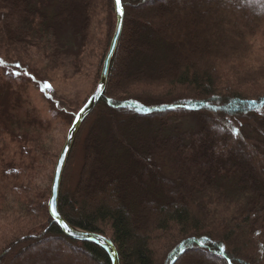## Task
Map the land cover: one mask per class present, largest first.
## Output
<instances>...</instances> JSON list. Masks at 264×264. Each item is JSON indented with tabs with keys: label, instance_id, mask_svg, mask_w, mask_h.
I'll use <instances>...</instances> for the list:
<instances>
[{
	"label": "trees",
	"instance_id": "16d2710c",
	"mask_svg": "<svg viewBox=\"0 0 264 264\" xmlns=\"http://www.w3.org/2000/svg\"><path fill=\"white\" fill-rule=\"evenodd\" d=\"M169 1L121 0V36L75 144L74 183L71 166L63 178L59 214L110 241L119 264H174L190 251L216 264H264V0L262 10L225 0L173 10ZM114 30L113 0H0L1 75L47 82L70 54L96 86ZM9 85L0 91V264L51 242L111 264L51 219L43 161L56 157V117L30 109L26 91ZM101 193L110 201L94 200ZM34 259L21 264L56 262Z\"/></svg>",
	"mask_w": 264,
	"mask_h": 264
},
{
	"label": "rangeland",
	"instance_id": "374dc122",
	"mask_svg": "<svg viewBox=\"0 0 264 264\" xmlns=\"http://www.w3.org/2000/svg\"><path fill=\"white\" fill-rule=\"evenodd\" d=\"M214 1V0H210ZM238 1V2H237ZM261 1L256 2V0H225L226 4L229 3H240L243 5H247L248 7H255L259 10H262V4ZM196 4L199 8H204L202 6L201 2H198V0H174L169 1L168 8L177 10V9H183V6L187 5H194ZM134 7L139 10L143 9H150L151 6L148 4H140L139 2L134 4ZM210 7H213V4L210 5ZM205 11V9H204ZM211 14V13H210ZM101 17V16H100ZM102 29V32L106 29V27H100ZM61 33L64 35L62 36L64 39L66 38V31H61ZM114 34V32H113ZM72 39V48H69L70 53H78L80 50V41L79 38L76 37V35L71 36ZM96 52V50L94 51ZM107 54V53H106ZM94 55V54H93ZM99 55V54H98ZM97 55V52L95 54V57L92 59V61L95 59V62H97L99 56ZM1 53H0V91H5L7 86H10L9 84H12L15 82L16 79L19 80L20 83L14 84L13 86L19 88V90H24L28 94V104L30 106V109L36 110L39 112L45 119L50 118V116L54 115L56 118L53 119V125H58L56 131L54 130V136L58 141V147L55 149V160L54 163H51V166H47V162L43 161V172L48 171L50 172V178L52 181V174L53 169L55 166V162L57 160V157L60 153V150L65 142L67 133L69 129L71 128L70 125V117L71 115L80 108V106L83 104V100L86 99L85 102L88 101L90 96L93 94L96 86V79L94 74L90 72V66L84 70L83 73L75 72V69L73 68L72 62L74 61L73 56L63 55L61 59L60 66L57 67L52 73L49 75L47 82L39 81L32 77L31 75L24 74L17 72L15 70H4L2 74L3 66L1 64ZM11 73L13 76V79L8 78V74ZM5 78V79H1ZM16 78V79H15ZM100 79V75H99ZM99 79L97 83L99 82ZM7 83V84H6ZM9 83V84H8ZM97 85V84H96ZM92 89H94L92 91ZM86 104V103H85ZM84 106L80 108V110ZM79 110V111H80ZM78 111V112H79ZM77 112V114H78ZM92 112V111H91ZM92 113H89L88 116L84 119V121L81 123L79 130L76 134L73 146L71 148V151L69 153L66 165L64 167V171L61 178L59 193L61 190V184L63 182V178L69 171L70 166L72 167V176L70 177V182L73 184L74 179L76 177V173L80 164V146L77 147L75 144L77 143V139L79 138V135L81 133V139L83 138L82 132L83 129H85V126L87 125V120L89 119L90 115ZM71 120V119H70ZM65 124V125H64ZM64 125V128L62 129L61 126ZM183 126L181 127V129ZM185 128V127H184ZM77 147V149H76ZM72 162V164H70ZM50 181V186H51ZM59 198V196H58ZM94 200L98 199H105L110 201V198L106 196V194L101 193L97 197H93ZM37 221L31 223L32 225L36 224ZM145 225L143 223L140 225V228L143 229ZM155 245V244H154ZM49 248V249H48ZM155 251L154 254H159L160 247L158 244L154 247ZM30 253H25L18 255L13 259L11 264H21L26 261H32L34 262V254L40 255L42 259H47L50 262L55 260L54 256L57 258V261L55 264H75L74 260L75 258H80L81 261L84 264H89L88 262V255L84 252H76L74 250H71L70 248L58 243V242H51L47 244H38L36 246H31ZM201 261L205 264H216L215 261L212 259L205 257L203 255H199L198 252L190 251L186 253L185 256H183L181 259L175 261L174 264H185L190 261ZM39 264V263H36ZM98 264H103L102 262H98Z\"/></svg>",
	"mask_w": 264,
	"mask_h": 264
},
{
	"label": "water",
	"instance_id": "95a60500",
	"mask_svg": "<svg viewBox=\"0 0 264 264\" xmlns=\"http://www.w3.org/2000/svg\"><path fill=\"white\" fill-rule=\"evenodd\" d=\"M113 3H114V15H115V30L110 42L108 52L103 60L100 79L96 85L93 94L90 96L84 107L78 112L71 128L67 133L65 142L57 157L52 174L50 195L48 198L47 208L51 219L57 224V226L60 228L64 236H66L71 240L81 241V242H91L100 246L108 254L111 260V264H119L117 252L110 241H108L105 237L101 235L88 233L73 228L63 220V218L61 217L58 211L59 188L69 153L71 151V148L73 146L76 134L79 130L81 123L88 116V114L91 113V111L94 109L96 103L100 99L105 89L109 63L121 36L124 13L121 7V3L119 6L117 5L116 0H113Z\"/></svg>",
	"mask_w": 264,
	"mask_h": 264
},
{
	"label": "snow or ice",
	"instance_id": "6c2138e0",
	"mask_svg": "<svg viewBox=\"0 0 264 264\" xmlns=\"http://www.w3.org/2000/svg\"><path fill=\"white\" fill-rule=\"evenodd\" d=\"M121 0H116L117 5H120ZM66 227V226H65Z\"/></svg>",
	"mask_w": 264,
	"mask_h": 264
}]
</instances>
